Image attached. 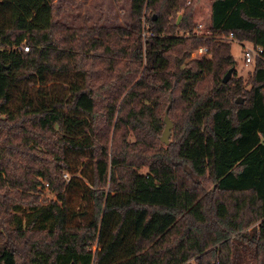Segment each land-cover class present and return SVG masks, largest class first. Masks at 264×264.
<instances>
[{"label":"trees","instance_id":"trees-1","mask_svg":"<svg viewBox=\"0 0 264 264\" xmlns=\"http://www.w3.org/2000/svg\"><path fill=\"white\" fill-rule=\"evenodd\" d=\"M197 1L128 0L125 24L73 27L64 4L0 0V264H264V0H209V35L262 49L244 91L219 77L229 40L194 32Z\"/></svg>","mask_w":264,"mask_h":264},{"label":"rangeland","instance_id":"rangeland-1","mask_svg":"<svg viewBox=\"0 0 264 264\" xmlns=\"http://www.w3.org/2000/svg\"><path fill=\"white\" fill-rule=\"evenodd\" d=\"M52 5L56 4H64L67 9L63 10L59 14V19L65 22L67 25L78 27L86 25H104V26H113L125 24L128 21V0H51ZM181 8H176L170 10V12L166 15L167 24L170 22L177 23L181 16ZM149 11L146 10V14ZM153 14V13H152ZM192 21L194 23L193 30L195 29L196 24L202 25V27H198L200 32L204 30L208 26L209 22V0H198L193 8V16ZM175 34L186 35L187 33L184 31H179L178 29L173 30ZM201 34L203 38L213 36L216 40H229V54L231 55L234 64L233 71L231 72L230 77L228 78V83L226 85H230L231 80H237L239 84L242 86L243 91L248 88L247 81L249 80V75L252 69L251 64H243L241 59V48L244 41H238L235 38H227V35H209L206 30L204 32L198 33ZM25 46V45H23ZM197 48V47H196ZM196 48L190 49L188 51L187 56L184 58L183 62L190 60L191 58H197L203 55H198L196 52ZM206 57V56H204ZM210 57V53H209ZM208 58V57H206ZM228 67H225L222 73L220 74V78L224 74ZM209 86V83L206 81L204 84L197 85L196 92L199 95H205L206 90ZM240 92L239 94L232 95V102L236 97L242 98L245 97V92ZM171 128V126H170ZM169 128L168 140L172 141V130ZM131 138V136H129ZM166 142V143H167ZM161 146L165 143L160 141ZM78 162L82 161L83 158H76ZM144 168H140V171H143ZM66 173V172H65ZM69 176L68 173H66ZM86 180V179H85ZM45 183V182H44ZM42 182L41 185L36 186V190L34 194L38 195V201H47L49 199L55 200V195L53 192H50L46 185ZM65 201L68 206L74 209L77 212H82L84 215L77 216L73 219V223H77L78 220L86 221V215L89 213V202L84 200L79 196L78 192H74L70 190L65 193ZM251 226V225H250ZM250 226L246 227L248 229ZM47 241V239H46ZM90 249H95L94 241L90 244ZM180 264H194V258L191 257L188 260L180 263Z\"/></svg>","mask_w":264,"mask_h":264},{"label":"built area","instance_id":"built-area-1","mask_svg":"<svg viewBox=\"0 0 264 264\" xmlns=\"http://www.w3.org/2000/svg\"><path fill=\"white\" fill-rule=\"evenodd\" d=\"M202 27V25L200 24H196L195 25V29L194 32L196 34L204 32L206 28H204L203 31L200 32L199 28ZM224 36V35H221ZM232 35L231 33L227 34V38H231ZM23 51H25L27 49L26 46H21L20 47ZM196 52L198 55H203L209 58V50L207 48V46H199L196 48ZM261 52L262 49L260 46H253L251 43L249 42H245V44H243L242 48H241V59L243 64L247 65V64H251L254 62L255 59L260 58L261 57ZM62 177L67 180L69 176H67L66 173H62ZM46 185V183H44Z\"/></svg>","mask_w":264,"mask_h":264},{"label":"water","instance_id":"water-1","mask_svg":"<svg viewBox=\"0 0 264 264\" xmlns=\"http://www.w3.org/2000/svg\"><path fill=\"white\" fill-rule=\"evenodd\" d=\"M232 69L233 67H229L226 69V71L224 72V74L222 75L221 77V81L224 83L228 80V78L230 77L231 75V72H232ZM234 102L235 103H241L242 102V98L240 97H236L234 99ZM162 120H163V127H162V130L159 134V140L162 142V143H166L167 140H168V135H169V128L171 126V122L170 120L168 119L167 115H166V112H164L163 114V117H162Z\"/></svg>","mask_w":264,"mask_h":264}]
</instances>
